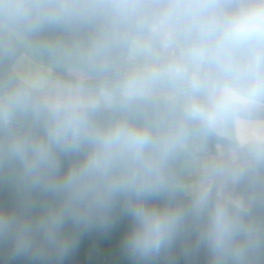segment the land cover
<instances>
[{
  "label": "clouds",
  "instance_id": "1",
  "mask_svg": "<svg viewBox=\"0 0 264 264\" xmlns=\"http://www.w3.org/2000/svg\"><path fill=\"white\" fill-rule=\"evenodd\" d=\"M51 28L87 39L0 101V261L66 264L125 217L136 264H264V0H0V53Z\"/></svg>",
  "mask_w": 264,
  "mask_h": 264
},
{
  "label": "trees",
  "instance_id": "2",
  "mask_svg": "<svg viewBox=\"0 0 264 264\" xmlns=\"http://www.w3.org/2000/svg\"><path fill=\"white\" fill-rule=\"evenodd\" d=\"M86 39L83 33L51 28L37 34L29 43L54 64V77L66 79L69 72L67 69L75 67ZM23 50L22 46L10 55L0 53V101H3L11 90L26 85L12 69L15 59ZM209 147L212 148L213 145L210 143ZM176 168L179 172V160L176 162ZM11 196L7 181L0 179V204L7 206L11 202ZM128 224V219L121 217L108 229H97L84 234L79 251L70 257L66 264H136L124 253L121 245V235ZM0 264L5 262L0 261ZM154 264H208V260L201 251L194 250L189 255L177 251Z\"/></svg>",
  "mask_w": 264,
  "mask_h": 264
},
{
  "label": "crops",
  "instance_id": "3",
  "mask_svg": "<svg viewBox=\"0 0 264 264\" xmlns=\"http://www.w3.org/2000/svg\"><path fill=\"white\" fill-rule=\"evenodd\" d=\"M23 48V52L15 59L12 66L19 78L27 81L34 74H45L51 78H56L53 75L54 64L51 61L39 54L29 42ZM187 163L185 160H179V171L183 170Z\"/></svg>",
  "mask_w": 264,
  "mask_h": 264
},
{
  "label": "rangeland",
  "instance_id": "4",
  "mask_svg": "<svg viewBox=\"0 0 264 264\" xmlns=\"http://www.w3.org/2000/svg\"><path fill=\"white\" fill-rule=\"evenodd\" d=\"M71 69H72V68H68L67 70L70 71ZM20 73L22 74V72H20ZM24 81H25V80H24ZM25 82H27V81H25Z\"/></svg>",
  "mask_w": 264,
  "mask_h": 264
}]
</instances>
